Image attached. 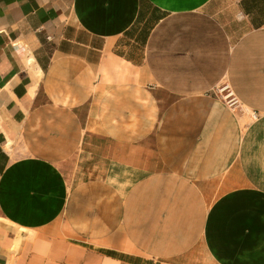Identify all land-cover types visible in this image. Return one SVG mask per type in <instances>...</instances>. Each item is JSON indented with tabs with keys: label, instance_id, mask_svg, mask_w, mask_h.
Returning a JSON list of instances; mask_svg holds the SVG:
<instances>
[{
	"label": "crops",
	"instance_id": "crops-1",
	"mask_svg": "<svg viewBox=\"0 0 264 264\" xmlns=\"http://www.w3.org/2000/svg\"><path fill=\"white\" fill-rule=\"evenodd\" d=\"M0 264H264V0H0Z\"/></svg>",
	"mask_w": 264,
	"mask_h": 264
},
{
	"label": "built area",
	"instance_id": "built-area-1",
	"mask_svg": "<svg viewBox=\"0 0 264 264\" xmlns=\"http://www.w3.org/2000/svg\"><path fill=\"white\" fill-rule=\"evenodd\" d=\"M212 93L218 96L228 108L236 109L240 104L227 82L221 83L215 90H212Z\"/></svg>",
	"mask_w": 264,
	"mask_h": 264
}]
</instances>
